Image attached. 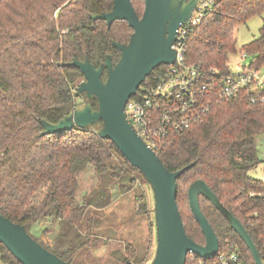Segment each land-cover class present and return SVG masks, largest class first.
<instances>
[{
	"label": "trees",
	"instance_id": "obj_1",
	"mask_svg": "<svg viewBox=\"0 0 264 264\" xmlns=\"http://www.w3.org/2000/svg\"><path fill=\"white\" fill-rule=\"evenodd\" d=\"M112 3L113 0H0V213L23 225L41 246L70 264H75L78 257L81 262L76 264H88L90 256L85 257V253L98 243L105 244L102 232H114L101 226L104 210L114 198L131 192L136 202L134 215L153 212L148 202L152 191L148 181L108 137L99 136L101 121L40 135L41 118L57 122L87 102L97 106V98H87L84 92L75 95L83 74L78 67L66 63L86 57L97 66L107 54L112 64L118 60L120 50L112 42L128 41L132 29L127 21L115 20L107 27L105 20L89 17L109 10ZM132 4L140 15L144 0H132ZM263 12L264 0H217L186 34L184 63L198 66L205 75L212 67L220 74H232L228 58L238 50L235 26ZM258 29V35L239 48L257 69L264 67V17ZM168 67L156 66L132 97L153 87ZM262 132L264 102L251 104L249 89L245 88L220 102L212 96L209 109L198 120L156 149L171 171L194 162L177 176L176 202L186 234L195 242L205 243L189 209V184L185 193L190 219L182 215L185 203L178 194L188 177L209 184L220 202L245 225L263 254L264 182L247 175L260 161L255 140ZM199 203L218 237L217 254L228 241L241 257V264H255L244 241L220 211L204 196H199ZM112 219L111 215L109 220ZM60 224L72 238L83 234L84 241L73 250L60 249L57 245L65 241L59 240ZM149 224L154 226V220ZM131 243L126 241L122 249L111 251L112 264L149 262L153 254L150 238L142 253L137 244ZM217 254L206 262L214 263ZM193 258L203 259L191 252L186 255V264H196ZM0 260L4 264H22L1 242Z\"/></svg>",
	"mask_w": 264,
	"mask_h": 264
},
{
	"label": "water",
	"instance_id": "obj_2",
	"mask_svg": "<svg viewBox=\"0 0 264 264\" xmlns=\"http://www.w3.org/2000/svg\"><path fill=\"white\" fill-rule=\"evenodd\" d=\"M199 0H144L140 15L132 0H113L109 10L90 14L93 19L106 21L109 27L115 20L124 19L132 31L126 43L113 41L120 50L112 64L111 55L94 66L88 58H73L67 65L76 66L83 80L76 86L75 95L85 93L97 98V106L87 102L74 108L57 122L40 119V135L58 133L76 127H86L101 121L98 134L109 138L122 155L146 178L153 194L155 250L149 264H186V255L193 253L203 259L212 258L218 251V237L200 209L199 196L207 198L226 218L228 224L244 241L255 264H262L260 252L245 225L220 202L209 184L194 179L187 187L188 205L204 236V244L195 242L185 231L176 202L177 176L194 162L169 170L142 137L133 129L125 113V104L148 75L160 64H170L176 57L172 47L176 29L188 23ZM106 68L105 78L102 79ZM0 242L22 264H70L59 258L31 236L24 226L0 213Z\"/></svg>",
	"mask_w": 264,
	"mask_h": 264
},
{
	"label": "built area",
	"instance_id": "obj_3",
	"mask_svg": "<svg viewBox=\"0 0 264 264\" xmlns=\"http://www.w3.org/2000/svg\"><path fill=\"white\" fill-rule=\"evenodd\" d=\"M216 1H198L192 10L190 21L176 29L177 36L172 43V47L176 49L174 61L153 87L146 89L138 97L131 96L125 104V113L133 129L155 152L157 148H162L172 135L184 131L198 120L209 109L212 96L216 102H220L235 96L237 91L248 88L251 104L264 102V75L259 74L260 68L239 60L237 64L240 70L235 73L220 74L212 67L208 75H205L198 66L183 61L186 34L192 26L201 21L204 10L212 9ZM241 57L245 58L246 55L241 53ZM250 194L254 195V192ZM262 247L263 254H260V257L264 264V242ZM216 258L212 264L242 263L235 247L228 241L226 248L218 253ZM195 262L209 264L206 259Z\"/></svg>",
	"mask_w": 264,
	"mask_h": 264
},
{
	"label": "rangeland",
	"instance_id": "obj_4",
	"mask_svg": "<svg viewBox=\"0 0 264 264\" xmlns=\"http://www.w3.org/2000/svg\"><path fill=\"white\" fill-rule=\"evenodd\" d=\"M263 17L264 12L262 14H253L250 15V17L247 18L244 22H240L235 26V46L238 50L235 54L230 55L228 58V64L231 73H235L240 70V66L237 64V61L239 60H243V62H245L246 64H250L251 60L249 56L247 55V57L242 58L239 52V48L241 47V45L250 42L252 38L258 35V28L261 25ZM259 74L264 75V67L259 69ZM255 141L257 144V156L260 161L248 170L247 175L252 179H257L264 182V132L259 134L256 137ZM188 178L189 179L183 181L182 185L179 187L178 194L185 203L181 208L182 215L190 219L191 215L186 205L185 190L192 178ZM148 202L149 207H153L152 191L150 192V198ZM111 206L113 207L112 210L115 213L112 216L115 219L109 220V222L104 219V222L101 224V226L108 227L114 232H112L111 230H109L108 234L105 231L104 234L102 232L103 235L101 234V236H103L105 244L98 243L96 247H93V249H89L87 254L85 253V257L87 255L90 256L88 259V264H112V260H109L112 256L111 251L122 249V245L126 241H131L132 243L137 244L138 252L142 253V251H144L145 247L147 246V237H149L151 240V243L153 245L152 250L154 254L156 244L155 227L149 224L152 220H154V211H151L149 213H142L139 216L134 215L136 202L131 192L124 193L123 196L114 198ZM108 208L104 210L106 213H110ZM58 227V235L60 238L59 240H65L63 244L57 245L60 249L69 248L73 250L77 247L78 243L84 241L83 234H77L76 238H72L70 231L65 230L62 224H60V226ZM61 236H63V238ZM153 254L149 255V262L147 264H149L152 260ZM79 259V257L75 259L74 263L76 264V262L80 261ZM0 264L4 263H2L0 260Z\"/></svg>",
	"mask_w": 264,
	"mask_h": 264
},
{
	"label": "crops",
	"instance_id": "obj_5",
	"mask_svg": "<svg viewBox=\"0 0 264 264\" xmlns=\"http://www.w3.org/2000/svg\"><path fill=\"white\" fill-rule=\"evenodd\" d=\"M147 194H149L148 191H147ZM149 195H150V194H149ZM149 198H150V196H149ZM111 205H112V203L109 205V208H108V210H109L110 213H106V214H105V219H106L107 222H109V217H111V215H114V214H115L114 212H111V211H113V210H112L113 207H112ZM107 212H108V211H107ZM138 216H139V215H138ZM124 220H125V219H124ZM107 228H108V227H107Z\"/></svg>",
	"mask_w": 264,
	"mask_h": 264
},
{
	"label": "flooded vegetation",
	"instance_id": "obj_6",
	"mask_svg": "<svg viewBox=\"0 0 264 264\" xmlns=\"http://www.w3.org/2000/svg\"><path fill=\"white\" fill-rule=\"evenodd\" d=\"M104 75L106 74V68H105V71H104V73H103Z\"/></svg>",
	"mask_w": 264,
	"mask_h": 264
}]
</instances>
